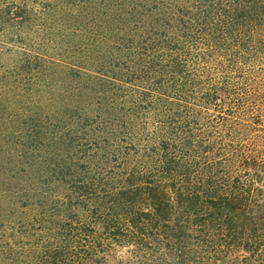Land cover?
I'll list each match as a JSON object with an SVG mask.
<instances>
[{
    "label": "trees",
    "instance_id": "obj_1",
    "mask_svg": "<svg viewBox=\"0 0 264 264\" xmlns=\"http://www.w3.org/2000/svg\"><path fill=\"white\" fill-rule=\"evenodd\" d=\"M86 1L71 25L59 2L0 0V58L21 46L18 75L63 78L75 99L13 192L0 264H264V161L239 118L264 0Z\"/></svg>",
    "mask_w": 264,
    "mask_h": 264
},
{
    "label": "rangeland",
    "instance_id": "obj_2",
    "mask_svg": "<svg viewBox=\"0 0 264 264\" xmlns=\"http://www.w3.org/2000/svg\"><path fill=\"white\" fill-rule=\"evenodd\" d=\"M44 1L64 5L65 20L71 25L74 24L72 18L77 15L76 11H83L86 15L91 11L86 0ZM88 19V16L82 18L83 22ZM28 40L34 43L32 46L39 44L33 36ZM19 47L14 44L11 53L15 54H8L10 52L7 51L0 58V231L5 228L6 233L11 227L16 228L17 217L15 219L12 214V205L24 202V199L18 200V196L12 198L13 192L22 186H31L32 182L29 181L38 178L32 174L47 162L46 149L58 147V141L51 134L60 137L62 128L68 125L67 117H74L73 110H65L75 100L73 90L66 88L71 87L72 82H65V79L47 73L42 76L39 70L35 71L39 72L36 75H32V72L30 75H18L14 66H25L27 61L18 53ZM4 48L0 44L1 54L5 53ZM47 54L49 62H57L56 58H60L51 51ZM253 65L255 69L248 79L256 84L239 118L247 127L248 139L244 144L264 161V63L262 69L257 68V63ZM20 197H23L22 193ZM21 210L16 208L15 211Z\"/></svg>",
    "mask_w": 264,
    "mask_h": 264
}]
</instances>
